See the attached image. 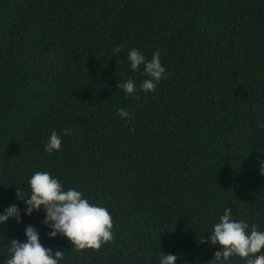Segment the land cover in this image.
Wrapping results in <instances>:
<instances>
[{"label": "trees", "instance_id": "trees-1", "mask_svg": "<svg viewBox=\"0 0 264 264\" xmlns=\"http://www.w3.org/2000/svg\"><path fill=\"white\" fill-rule=\"evenodd\" d=\"M130 48L162 50L167 69L139 99L117 87L146 78ZM262 161L264 0H0V212L23 210L17 188L48 171L113 218V239L77 254L49 239L43 211L22 215L0 227V264L27 225L62 264H159L160 251L214 264L202 241L226 207L264 227Z\"/></svg>", "mask_w": 264, "mask_h": 264}, {"label": "clouds", "instance_id": "clouds-1", "mask_svg": "<svg viewBox=\"0 0 264 264\" xmlns=\"http://www.w3.org/2000/svg\"><path fill=\"white\" fill-rule=\"evenodd\" d=\"M122 51L123 45H118L112 49V54L118 56ZM161 51L154 52L149 60L140 50L130 48L127 60L131 71L137 72L143 67L142 75L146 78L139 88L133 79L123 78L118 82V89L135 99H139L138 92H154L166 78L167 69L162 64ZM118 114L127 119L134 116V113L123 108L118 110ZM71 134V129L67 127L62 129V134L52 131L44 151L49 155L60 151L63 137ZM259 172L264 175V161L260 162ZM28 186L30 192L27 194L17 188V199L25 203V208L21 210L17 204H12L0 212V227L6 226L10 220L22 224V215L31 217L43 211V224L49 229V239H67L74 253L99 250L113 239V218L109 210L101 204L90 202L82 191L71 187L65 189L60 180L48 171L34 172L28 180ZM25 236L23 242L16 239L11 241L3 264H62L64 251L54 252L46 248L41 243L39 231L33 225L25 227ZM202 242L218 246L214 264H233L234 257H238L243 264H264V227L234 218L230 207L223 210ZM158 259L159 264H178L179 257L160 251Z\"/></svg>", "mask_w": 264, "mask_h": 264}]
</instances>
